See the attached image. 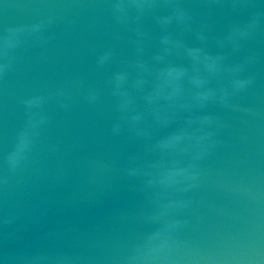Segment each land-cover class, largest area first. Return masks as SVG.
Masks as SVG:
<instances>
[{
  "label": "water",
  "instance_id": "obj_1",
  "mask_svg": "<svg viewBox=\"0 0 264 264\" xmlns=\"http://www.w3.org/2000/svg\"><path fill=\"white\" fill-rule=\"evenodd\" d=\"M0 264H264V0H0Z\"/></svg>",
  "mask_w": 264,
  "mask_h": 264
}]
</instances>
